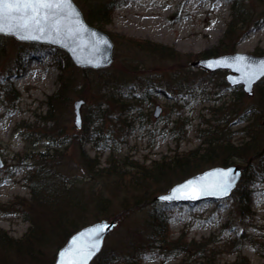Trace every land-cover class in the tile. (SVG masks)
Returning <instances> with one entry per match:
<instances>
[{
    "label": "rangeland",
    "instance_id": "rangeland-1",
    "mask_svg": "<svg viewBox=\"0 0 264 264\" xmlns=\"http://www.w3.org/2000/svg\"><path fill=\"white\" fill-rule=\"evenodd\" d=\"M74 1L85 16L88 1ZM101 1L110 0H92ZM249 5L254 17L227 39L228 50L203 56L205 50L222 45L231 19L229 0H125L101 28L114 41V60L98 69H83L72 62L74 67L68 69L75 84L58 105L55 125L46 116V101L60 84L64 55L52 45L0 34V78L8 75L19 92L17 98L11 99L1 90L5 84L0 85V155L4 161L0 167V233L4 231L13 239L26 238L32 225L30 217L45 226L38 243H10L5 249L0 245V264H53L67 234L55 229L65 224L66 215L75 218L83 214L79 219L86 220L84 225L116 217L118 225L106 237L103 249L123 252L127 242L148 243L146 215L154 196L163 192L154 193L148 202L125 212L123 203L130 204L133 194L140 197L147 185L142 191L130 190L126 182L130 175L121 173L130 170L125 166L116 174L103 175L100 169L109 165L112 152L119 165L124 157L127 162L149 164L194 150L222 129L238 144L248 139L242 128L253 120L260 124L255 135L264 139V113L258 112L257 106L258 82L252 94L237 97L242 88L228 84L229 69L207 70L194 64L200 58L223 53L264 54V0H250ZM132 38L166 48H162L163 52L143 48L130 41ZM141 81L144 91L138 86ZM78 98L85 99L81 128L74 124L73 103ZM112 104L117 109L122 107L117 110L119 117L113 116L112 120L106 112L103 123L95 115L97 105L106 109ZM156 105L162 107L158 116L154 115ZM118 127H122L121 133L117 132L112 142V128ZM205 131L215 134L208 136ZM221 157L217 155L215 162L189 174L228 165L219 163ZM234 163L243 165V173H249L254 183L246 184L242 173L236 189L224 199L167 203L170 238L191 241L195 247L185 253L177 246L146 248L142 264H225L240 255L246 256L250 264H264L260 228L264 224V173L260 178L246 161L236 159ZM37 165L47 171L48 177L52 176L55 184L71 188L76 194L68 201L53 204L38 200L43 204L38 205L31 189ZM174 178L179 177L172 176L174 183L185 179ZM241 185L251 191V212L247 216L234 211ZM151 189L154 188H147L153 192ZM98 194L105 201L102 206L96 205ZM238 231L243 234L239 240ZM200 247L208 255L206 258L197 257Z\"/></svg>",
    "mask_w": 264,
    "mask_h": 264
},
{
    "label": "trees",
    "instance_id": "trees-1",
    "mask_svg": "<svg viewBox=\"0 0 264 264\" xmlns=\"http://www.w3.org/2000/svg\"><path fill=\"white\" fill-rule=\"evenodd\" d=\"M88 1V9H86L85 16L87 20L98 26L99 28H103L104 25L110 22L111 20V13L113 10L120 4L124 3L125 0H110V1H101V2H92V0ZM231 2V19L228 24L227 30L224 33V39L220 42L219 46H215V48H211L210 50H205L201 53L203 56L218 54L222 51H227L226 44L229 45L230 42H227V39L230 40L232 36L236 34V30L240 27H244L249 21L252 20L254 17L253 12L250 14V0H229ZM117 2V3H116ZM262 15H264V5L262 6ZM264 18V17H263ZM133 41L135 45H139L143 48H150L156 51L163 52L162 48H166L161 44L156 42H149L145 40H138V39H130ZM135 41V42H134ZM225 42V43H224ZM161 47V48H160ZM57 51L62 53L65 58V64L62 68V73L60 74V84L57 90L49 95L48 97V114L46 115L50 120H53L55 124H57V118L55 119V112L58 108V105L63 102L64 97L71 91L74 83L72 73L69 71L68 68L74 67L72 60L68 53H66L63 49L57 48ZM1 52V49H0ZM259 53V52H258ZM23 56H21L22 58ZM20 58H16V61H19ZM5 84L1 89L2 92L11 97V99L17 98L19 96V92L14 89V86L11 84L8 75H2L0 78V85ZM144 84L143 81L139 82L138 86H140L141 91L146 90V88L141 87ZM146 84V83H145ZM258 100L257 106L259 108L258 112L264 113V79L262 78L258 83ZM144 86V85H143ZM263 87V88H262ZM242 88V87H241ZM247 94L243 89L237 92V97L244 96ZM115 95V91H114ZM113 96V95H112ZM118 96V95H117ZM114 100V99H113ZM116 101V100H115ZM116 105V104H115ZM115 105L112 104V108L108 106L106 109L100 108V105H97V112L95 113L96 116L99 117V120L103 123L105 122V115L111 116L112 120L113 116L119 117L117 110H122V107L115 108ZM250 111V109H249ZM107 112V113H106ZM247 112V111H246ZM247 120V119H244ZM260 125V124H259ZM256 121H247V123L243 126L242 132L248 135V139L242 140L240 143L235 144L231 138L228 136L227 133H224V129L219 132V135H215L213 137H208L203 141V144L199 145L196 149L191 150L183 155L173 156L169 159L162 158L159 160L150 161L149 164H136L132 161H126V157L120 162L121 165L117 164L113 159L115 155L112 152V158H109V165L106 167H101V171L104 172L103 175L108 173L116 174L119 172V169L122 167H128L130 170L121 171V173H128L130 175V180L126 181L129 182L128 186H130V190H137L142 191L144 186L147 185V188L151 187L154 189L147 190L145 188L140 197L133 194V198L131 203H123V210L125 212L132 210L133 207H138L143 205L144 203L148 202L152 199V196L156 192H164L169 189L170 186L173 185L175 181L171 180L172 176H178L179 178L174 179H182L186 176L190 175L192 171L199 169L201 166H204L207 163L215 162L217 160V155L222 154L223 157L219 161L221 164H230L234 163L236 159H240L246 161L251 169H253L254 175L262 177L264 173V139H259L255 135L258 131V127ZM122 127H118L117 130L112 128V136L109 137L112 142L115 141L116 133L121 131ZM206 135L215 134L214 131L209 132L205 131ZM121 133V132H119ZM60 134V133H58ZM106 139H104L103 143L107 144ZM117 149V148H116ZM119 150V148H118ZM43 153V152H41ZM48 156H53L54 154L50 155V153H45ZM31 158V157H30ZM46 158V156H45ZM252 158V159H251ZM95 159V158H94ZM251 159V160H250ZM96 160V159H95ZM121 160V159H120ZM43 163V162H42ZM41 163V164H42ZM97 165V162H96ZM112 166V167H111ZM248 166V167H249ZM112 168V169H111ZM93 170V169H92ZM99 170V172H100ZM32 177V199L37 200L38 205H43L41 202H49L51 204L53 202H57L60 200L66 199L67 201L76 194V191H72L71 188L63 187L62 184L54 183L52 176L48 177L47 171L40 166L35 171ZM98 172H91L93 175ZM190 173V174H189ZM193 173V172H192ZM243 180L247 181L248 183H254L253 180L249 179V173L244 172ZM140 177V178H139ZM125 182V183H126ZM155 183L156 187H152ZM61 185V186H60ZM127 185V184H126ZM72 186V185H71ZM238 195L236 197L237 208L236 212H238L242 216H247L249 212H251V191L248 189V186L238 187ZM81 193H79L80 196ZM101 195H97L95 199L97 201L96 205H103L105 201L100 197ZM39 200V201H38ZM125 202V201H124ZM152 205L149 207V211L147 212L145 223H144V231L146 232L145 238L148 243L143 242H136L130 241L126 243V250L123 252H117L113 248H104L102 251L94 258L91 264H142L141 259L146 250V248H169V247H180V252H188L190 251L189 248H194V244L186 241H179L180 238L171 239L170 232H169V215L166 210L167 202L163 201H152ZM50 205V203H49ZM84 209V208H83ZM246 214V215H245ZM66 215V214H65ZM83 215V214H82ZM82 215H79L75 218H68L69 215H66L65 224L61 227H56L55 232L59 234H65L64 243L68 239V237L80 227H82L86 220L80 221L79 217L81 218ZM70 217V216H69ZM32 220V225L29 227L27 232L28 236L26 238L21 239H13L9 236L6 232L0 233V245L4 247H9L13 243H18L16 246L23 245L25 241L31 242L36 241L37 243L41 241L40 235L43 233L40 231L45 227L43 222H39L34 217H30ZM232 227L233 225L230 224ZM64 226L66 228L64 229ZM47 228V227H46ZM61 228V229H60ZM263 231L261 238L264 239V224L260 227ZM45 230V229H44ZM43 236V235H42ZM41 236V237H42ZM243 234H240L239 231L237 233V240L242 239ZM264 242V240H263ZM201 244L200 242H198ZM146 244V245H145ZM62 245V244H61ZM60 245V247H61ZM234 246H237V250L239 249L240 245H237V241ZM201 248V247H200ZM204 248L208 250L207 247ZM204 248H201V253L197 254V257H204L206 255ZM202 264V263H197ZM204 264V263H203ZM225 264H250L248 258L244 255H240L237 259L231 262H227Z\"/></svg>",
    "mask_w": 264,
    "mask_h": 264
},
{
    "label": "water",
    "instance_id": "water-1",
    "mask_svg": "<svg viewBox=\"0 0 264 264\" xmlns=\"http://www.w3.org/2000/svg\"><path fill=\"white\" fill-rule=\"evenodd\" d=\"M17 23H19L18 20L5 16L0 22L3 29L0 34L12 35L22 41L60 47L69 54L75 65L83 69L107 67L114 60V41L110 34L89 23L74 0H68L63 12H58L55 17L47 21L41 20L40 27L43 28V32L39 31L35 25L27 30L18 28L15 26ZM56 27L59 28L58 31L55 30ZM194 64L207 70L229 69L226 74L229 85H242L243 90L248 94L253 93L255 84L264 77V54L223 53L200 58ZM73 104L74 123L81 128L83 124L81 108L85 104V99L78 98ZM161 110L162 107L156 105L154 115L158 116ZM3 165L4 161L0 155V167ZM242 169L243 165L238 163L212 166L174 183L168 191L154 196L153 200L196 202L204 199L225 198L236 189L242 177ZM225 182H227V191L222 192L221 185ZM165 196L173 198L162 199ZM101 225L107 227L101 229ZM117 225L118 221L116 217H113L112 219L101 218L80 227L58 249L53 264H91L103 249L106 237ZM97 231L99 235H96ZM93 238L98 243V250L86 258L87 245Z\"/></svg>",
    "mask_w": 264,
    "mask_h": 264
},
{
    "label": "snow or ice",
    "instance_id": "snow-or-ice-1",
    "mask_svg": "<svg viewBox=\"0 0 264 264\" xmlns=\"http://www.w3.org/2000/svg\"><path fill=\"white\" fill-rule=\"evenodd\" d=\"M67 4L68 0H0V22L5 16H8L19 21L15 25L18 28L27 30L32 25H35L39 31L43 32V28L40 27L41 20L47 21L55 17L58 12H63ZM2 30V26H0V31ZM55 30L58 31L59 28L56 27ZM221 191H227V182L221 185ZM193 196L195 197V193H193ZM172 198L170 196L162 197L165 200ZM106 227V225L100 226L101 229ZM96 235H99V231H97ZM97 250L98 243L93 238L92 242L87 245L86 258Z\"/></svg>",
    "mask_w": 264,
    "mask_h": 264
},
{
    "label": "bare ground",
    "instance_id": "bare-ground-1",
    "mask_svg": "<svg viewBox=\"0 0 264 264\" xmlns=\"http://www.w3.org/2000/svg\"><path fill=\"white\" fill-rule=\"evenodd\" d=\"M75 124V123H74Z\"/></svg>",
    "mask_w": 264,
    "mask_h": 264
}]
</instances>
